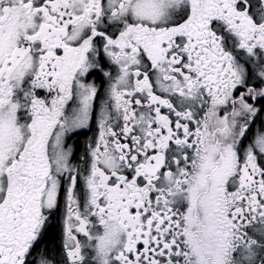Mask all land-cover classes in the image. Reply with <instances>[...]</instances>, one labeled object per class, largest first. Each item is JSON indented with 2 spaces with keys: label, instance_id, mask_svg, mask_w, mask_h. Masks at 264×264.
<instances>
[{
  "label": "snow or ice",
  "instance_id": "6c2138e0",
  "mask_svg": "<svg viewBox=\"0 0 264 264\" xmlns=\"http://www.w3.org/2000/svg\"><path fill=\"white\" fill-rule=\"evenodd\" d=\"M0 264H264V0H0Z\"/></svg>",
  "mask_w": 264,
  "mask_h": 264
}]
</instances>
